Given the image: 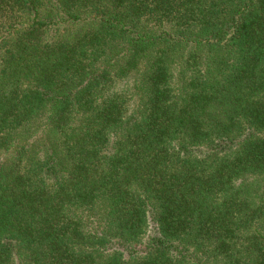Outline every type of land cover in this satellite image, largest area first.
Wrapping results in <instances>:
<instances>
[{"label":"trees","instance_id":"trees-1","mask_svg":"<svg viewBox=\"0 0 264 264\" xmlns=\"http://www.w3.org/2000/svg\"><path fill=\"white\" fill-rule=\"evenodd\" d=\"M0 264H264V0H0Z\"/></svg>","mask_w":264,"mask_h":264}]
</instances>
